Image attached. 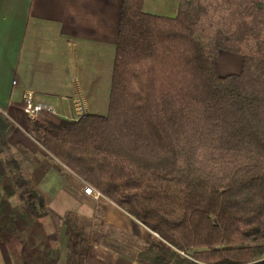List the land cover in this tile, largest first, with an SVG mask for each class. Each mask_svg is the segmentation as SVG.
Listing matches in <instances>:
<instances>
[{
  "label": "trees",
  "instance_id": "trees-1",
  "mask_svg": "<svg viewBox=\"0 0 264 264\" xmlns=\"http://www.w3.org/2000/svg\"><path fill=\"white\" fill-rule=\"evenodd\" d=\"M143 4L122 0L107 113L43 111L26 131L158 234L140 264H264V0H179L175 17ZM222 52L240 73L219 74ZM13 128L0 111V244L16 264H57L64 225L79 264H96L98 231L45 208Z\"/></svg>",
  "mask_w": 264,
  "mask_h": 264
},
{
  "label": "crops",
  "instance_id": "crops-1",
  "mask_svg": "<svg viewBox=\"0 0 264 264\" xmlns=\"http://www.w3.org/2000/svg\"><path fill=\"white\" fill-rule=\"evenodd\" d=\"M178 7L179 0H144L143 11L175 17ZM121 8L122 0H0V111L14 126L9 143L31 170L45 208L62 220L73 213L93 218L100 206L112 212L115 207L85 194L81 180L27 133L24 98L31 93L36 104L65 119L77 118L79 108L97 114L100 93L108 108ZM215 65L220 75L238 74L242 59L222 52ZM59 232L57 264H79L64 225ZM118 248L123 252H101L100 263L140 264L125 252L128 246ZM0 264H16L3 244Z\"/></svg>",
  "mask_w": 264,
  "mask_h": 264
},
{
  "label": "rangeland",
  "instance_id": "rangeland-1",
  "mask_svg": "<svg viewBox=\"0 0 264 264\" xmlns=\"http://www.w3.org/2000/svg\"><path fill=\"white\" fill-rule=\"evenodd\" d=\"M102 97L103 94L100 93V99L97 100L98 105L94 111L97 114L105 115L107 113V98L105 99ZM80 112L81 113L77 118L84 115L81 109ZM77 118L69 119L74 120ZM81 182L83 184L84 192L86 187H90L94 191L93 195L87 194L88 196L94 198L97 201L101 200L109 204L111 203L99 191L95 190L93 186L85 184L83 181ZM111 204L115 207L114 212H112L111 210L108 211L104 207L100 206V210H97L95 212L93 218L87 215H78L76 213L69 214L68 216L72 217V220H77L79 226L85 229L86 232H89L90 230H92V228L94 231H98V235L96 237H92L88 242L90 255L92 256L96 264H101L100 260L97 258V256H99L101 252H103L104 250H112L114 252L115 250H117L123 252L122 250H120V248H118V246L120 247L122 245H126L128 246V248H130L129 251L125 250V252L129 253V255L133 256L137 261L140 250L144 248L146 242H148L152 238L159 239V236L158 234L152 232L144 225L130 217L116 205H114L113 203ZM108 212L110 213L109 215ZM68 216H66L62 221L64 222ZM105 220H108L107 223L105 222ZM128 220H130L132 223H129L130 221ZM181 255H184V253L181 252Z\"/></svg>",
  "mask_w": 264,
  "mask_h": 264
},
{
  "label": "built area",
  "instance_id": "built-area-1",
  "mask_svg": "<svg viewBox=\"0 0 264 264\" xmlns=\"http://www.w3.org/2000/svg\"><path fill=\"white\" fill-rule=\"evenodd\" d=\"M23 110L25 114L31 118L34 119L36 116H38L43 111H48L54 114L52 108L43 106L41 104H36L34 102L33 95L31 93L26 94L24 98V107ZM80 111V108H79ZM85 193L88 195H93L94 191L90 187L85 188ZM97 197V196H95Z\"/></svg>",
  "mask_w": 264,
  "mask_h": 264
}]
</instances>
